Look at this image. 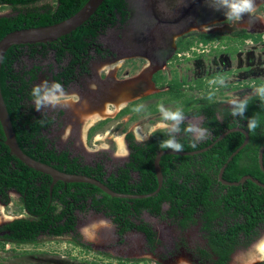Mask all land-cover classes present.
Returning a JSON list of instances; mask_svg holds the SVG:
<instances>
[{"label": "trees", "instance_id": "obj_1", "mask_svg": "<svg viewBox=\"0 0 264 264\" xmlns=\"http://www.w3.org/2000/svg\"><path fill=\"white\" fill-rule=\"evenodd\" d=\"M56 1L58 5L52 13L34 14L26 24H23L24 17L13 21L0 20V39L16 29L60 22L76 13L87 0ZM125 8V0H103L85 23L55 42L10 47L0 67V91L17 144L27 156L50 164L58 171L93 177L114 192L140 195L151 193L157 187L153 159L156 152L161 150L159 142L168 139L165 131H153L143 143L136 142L133 135L127 133L125 140L129 150L128 161L123 167L106 175L102 164L85 165L78 157H69L68 151H57L49 144L42 132L52 124V119L44 115H34L26 107L25 100L32 98L31 89L27 88L28 83L14 70V65L24 51L31 57L37 54L44 56L51 51L59 67L65 62V79L60 81V76H63L60 73L53 80L68 83L69 75L72 78L74 76L76 65H84L88 61V50L93 49L99 53L96 41L98 35L108 27L124 23ZM29 74L30 83L35 75L33 71ZM153 80L160 83L162 90L129 103L117 116L132 114L140 102L151 99L154 102L145 107L151 113L156 112L160 104L178 102L185 116H201V126L211 132V136L198 142L195 148L191 147L189 136L183 131L177 133V140L183 144V151L186 152L206 147L224 130L244 128L248 133V143L227 163L221 177L235 182L241 176L249 175L264 183V173L257 164L258 149L264 146V103L255 95L250 96L245 116L258 115L260 119V127L254 134H250L246 129L247 120L233 117L230 114V105L222 106L220 101L211 100L209 97L195 105L198 101L183 87L184 78L178 80L172 77L166 81L162 74H158ZM251 82L252 86L246 84L243 87L255 88L264 85V80L258 78ZM165 86L168 89L163 90ZM186 125L187 122L182 124L181 129ZM243 140L241 133L233 132L203 153L189 156L164 155L159 161L163 178L159 192L145 199H120L109 197L91 184L56 182L50 190L49 176L27 168L10 154L3 143L0 127V203L6 205L9 202V193L14 192L19 196L22 210L27 213L25 218L13 219L0 226V248L7 243L33 244L40 235H69L74 232L75 212L93 210L110 219L120 240L125 232L137 231L144 236L146 245L152 250L158 244L156 234L147 223L139 219L140 214L146 211L152 216L178 223L181 227L199 221L209 242L208 251H200L212 264H226L232 251L231 241L235 243V235L238 232L250 234L254 227L264 225V188L249 180L238 186L228 187L220 184L216 178L228 156ZM130 174H134L135 179ZM164 204L167 205L165 211L162 210ZM229 212L230 218H226ZM224 222L226 231L221 229ZM73 243L85 247L75 241ZM212 255L217 256V259L213 260Z\"/></svg>", "mask_w": 264, "mask_h": 264}, {"label": "rangeland", "instance_id": "obj_2", "mask_svg": "<svg viewBox=\"0 0 264 264\" xmlns=\"http://www.w3.org/2000/svg\"><path fill=\"white\" fill-rule=\"evenodd\" d=\"M146 2L147 0H128L129 4L136 6ZM49 5H51L50 1ZM116 33L115 30L103 32L97 41L102 47L111 46L112 42L109 41V37L111 34L116 35ZM122 34L125 35L124 32ZM163 56L165 55H153L151 58L145 57L146 60L140 59L133 66L131 65L132 61H125L121 69L115 68L110 73L118 79L125 78V80L120 82L111 81L112 83L109 82V87L107 84H104L107 80L101 70L110 65L106 66L107 63L97 62L94 57L91 61L90 74L78 77L68 86V91H66L67 93L77 94L78 102L70 104L67 108L36 111L33 108L31 98L25 100L26 107L30 108L34 115H44L52 119V124L42 134L55 150L68 151L70 155L78 157L82 163L87 165L100 163L103 166L104 172L109 174L113 173L116 168L123 167L128 161L129 150L125 135L131 133L136 142L143 143L148 139L150 132L159 130L153 127L161 119L158 107L154 113L147 111L145 108L147 104L154 102L151 99L139 103L138 107L142 106L140 111H134L132 114L124 116H117L118 110L111 116L100 120L88 129L87 138V132L83 138L82 128L87 117L86 115H89L93 111H101L99 110L101 105L108 104V99L116 100L118 97L114 95L117 94L116 92H123L122 90H124L126 92L123 93H129L127 92L128 88L133 87L135 84L137 88L142 90L138 91L139 93L137 94H129L128 100H136L140 96L157 92V89L152 88V85H150V72L159 69L166 81L172 77H176L178 80L184 78L186 83L193 84V80L204 78L201 83L205 85L202 87L200 84V87L208 91L209 99L220 101L222 106H228L230 105L229 102L233 99L253 95V89L243 88V85L247 83L248 86H252L251 84L249 85L251 79H264V53L257 52L236 55L232 60L226 59L223 55H180L172 58L166 64ZM118 59L119 61L116 63L120 64L121 60L125 58L119 56ZM147 61H153L151 69L141 73L140 70ZM116 63L115 66L117 67ZM14 70L23 78L25 83H28L27 88L32 90L33 86L40 84L42 81L47 80L51 82V76L59 70V66L55 63L51 51H48L44 56L37 54L32 57L28 52L24 51L14 65ZM30 71H33L35 77L29 83ZM135 74L139 75H136L137 77H135L134 81L130 82V79L127 81L128 79L126 78H130ZM111 75H109V78ZM211 75H215L217 81L216 79L208 80V77ZM221 79L224 80L223 85H226V87H222L223 85L219 83ZM106 86L108 89L106 93L102 92L104 93L103 97H97L101 94L96 96L93 88L102 91ZM92 93L95 94V98L90 97ZM188 93L196 99L202 96L196 90L189 91ZM121 96V99L126 97L125 94H121ZM163 105L165 108L171 110L182 108V106L176 105L173 102ZM92 106H95V108L91 109ZM131 116L132 118H130ZM217 116L218 119L221 118L219 114ZM185 117V122H193L202 127L201 117ZM136 127L143 130L147 139L145 138L143 141H140L135 136L134 130ZM107 129L111 130L112 133H118L123 136L127 150L124 156L117 154V148L110 137L111 135L103 140L97 139L98 136L105 134ZM175 135L178 137L177 133ZM130 175L135 179L134 174ZM166 209L167 205L164 204L162 210L165 211ZM0 213V226L16 218L27 217L22 210L19 196L14 192L9 193V202L6 205L0 203ZM2 213L10 216L11 219H5ZM75 216V230L70 235L60 237L40 235L33 244H5L3 248H0V264H190L187 262L185 255L192 254L194 248L200 247L197 239H191L189 236L191 231L189 229L187 231L189 239L185 241L183 237V244L177 245L175 247L176 250H173V244L183 234L176 232V228L171 221L151 216L145 211L140 214L139 219L147 223L154 230L158 240V244L153 248L154 250L152 249V252L147 251V246L141 234L128 232L120 240L116 235L115 226L107 217L104 218L102 215L95 214L91 210L84 212L76 211ZM93 224L97 225V227L90 229V235L88 236L87 234L86 236L83 229ZM261 239H264V228L259 231L257 240L243 250L235 252L228 264H264V261L253 262L250 259L256 255L254 248L256 243ZM73 241L85 247L81 246L80 248L74 245ZM175 251L181 255L177 261L174 258ZM195 258L197 259L196 256H193L194 261ZM122 259L131 261L125 262L121 261ZM192 264H212V262L203 260L192 262Z\"/></svg>", "mask_w": 264, "mask_h": 264}, {"label": "flooded vegetation", "instance_id": "obj_3", "mask_svg": "<svg viewBox=\"0 0 264 264\" xmlns=\"http://www.w3.org/2000/svg\"><path fill=\"white\" fill-rule=\"evenodd\" d=\"M49 1L51 2V5H49ZM208 2L210 3L211 0H208ZM125 3L126 15L124 23H117L114 26L108 27L105 31H103L106 32L109 30H115L117 32L116 35L111 34L109 37V41L112 42V45L102 47L97 40L103 32L99 34L96 39L97 44L99 45V53H96L93 49L87 51L88 61L84 65H82V63L81 65L77 64L75 67L76 69L74 71L73 78L69 75L70 81L66 84L61 83L65 91H68V86L78 77H81L82 75L88 76L90 74V66L92 65L91 61L94 59V57L97 62L107 63L106 66L110 65L108 70L106 67L101 70V72L105 74L107 80L104 84H107V86L109 87V84L112 83L111 81L120 82L125 80V78L118 79L115 75L110 74L115 70V68L121 69L125 61H132L131 65L133 66L136 65V62L138 60H146L145 57L151 58L153 57V55H165L166 57L163 56V58H165L164 62L166 64L169 63L172 58L180 55H223L226 59L232 60V58L236 55L257 52L264 53V21L257 20L255 23H248L247 17H245V22L238 25H232L225 20V17L221 12H217L209 8L206 5V0H147L146 3L138 6L129 4L128 0H125ZM257 3L258 12L264 13V0H257ZM57 5L58 3L56 0H0V20L6 19L13 21L18 17H24L25 21L23 22V24H26V21L30 20L32 15H45L49 12L52 13ZM204 25H208L210 27V30H208V28H204ZM122 32H124L125 35L122 34ZM91 54H93V56H91ZM119 56H122L125 59H122L120 64L116 67L115 63L119 61ZM152 64L153 61H147V63L142 66L140 72L142 73L148 69H151ZM64 66L65 64L61 65V67H59V70L56 73L52 74L51 82L54 81L53 77L57 76L60 73L63 75L60 76V81H63L65 79V74L63 73ZM150 73V85H152V88L157 89V92H159L160 90H162L159 87L160 83H156L153 78L156 75L161 74L162 72L159 69H156L151 71ZM109 75H111L110 78ZM136 75L138 76L139 74H135L130 78H126L128 79L127 81H129V79L130 82L134 81V79H136L135 77H137ZM181 79L182 78H180L179 80ZM209 79H216V76L211 75L208 77V80ZM202 80H204V78L195 79L192 81L194 82L192 84L186 83L184 79L185 83L183 84V87L187 88V92L196 90L202 95L199 99L193 97L198 101L195 105L201 103L200 101L208 97V91L202 89L203 85H205L204 83L202 85ZM251 80L249 85H252ZM200 84L202 85V87H199ZM107 86L102 91L98 90L97 88H93L96 96L98 94H101L97 97H103L104 93L102 92L106 93V90L108 89ZM134 86L128 88L127 92L129 93H123L126 91L122 90L123 92L118 91L116 92L117 94L114 95L118 96L119 99H121V94H125L126 97L124 98H127L129 94H137L139 93L138 91L142 90L140 88H137L136 84ZM222 87H226V85H223ZM249 88L254 89L251 87ZM166 89H168L167 86L163 88V90ZM93 94L94 93L90 95L91 98L96 97L95 94ZM145 96H140L136 100ZM116 100L108 99V102H114ZM133 101L128 102L127 105ZM173 103L179 105L178 102ZM104 106L105 105L102 104L99 110H101ZM94 108L95 106L91 107V109ZM88 133L89 131L87 130L86 138ZM69 157L76 156L70 155ZM91 166H95V164ZM94 213L100 214L105 218L102 213ZM230 214L231 212L227 213V215L229 216H227L226 218H230ZM173 224L176 228V232H178L179 234H183L182 236H179L177 242L173 244V250H176L175 247L177 245L183 244V237L185 238V241L189 239L187 236V231L191 229L189 236L191 237V239H197L200 247L194 248L192 254L185 255L187 262L192 264V262L194 263L195 261H211L200 251L204 249L208 251L209 242L208 238L206 237L207 233L202 230V226L199 221H197L196 223H189L186 227H181L178 223L175 222ZM262 228H264V225L254 227L252 229V233L247 235L238 232L237 235H235V243L234 241H231L232 251L229 253V259L226 264H228L230 258L235 252L243 250L245 247L253 244L257 240V235ZM221 229L222 231H226L225 222L222 223ZM128 232L141 234L137 231L132 230L125 232L124 235ZM143 239L146 245L144 236ZM77 246L80 247V245ZM153 250H150L147 246L148 252H152ZM179 256L181 255L175 251L174 258L176 259V261ZM193 256L197 257V259L195 258V261L193 259ZM212 259L216 260L217 256L212 255ZM121 261L130 262L131 260L122 259Z\"/></svg>", "mask_w": 264, "mask_h": 264}, {"label": "water", "instance_id": "obj_4", "mask_svg": "<svg viewBox=\"0 0 264 264\" xmlns=\"http://www.w3.org/2000/svg\"><path fill=\"white\" fill-rule=\"evenodd\" d=\"M103 0H87L86 3L73 15L70 17L46 26L39 27H30V28H21L11 31L5 34L0 39V67L3 60V57L6 51L12 47L17 45H34V44H48L55 42L58 38L65 36L76 28L80 27L83 23H85L89 17L95 12L98 6L101 4ZM121 100V99H118ZM116 100V101H118ZM134 99L128 100L125 105L121 108L123 109L128 102L133 101ZM114 101V102H116ZM0 127L4 137V145L9 149L11 155H13L18 161L21 162L24 166L29 169H32L41 174H45L50 177L51 184L50 190L56 182H62L64 184L67 183H83V184H91L92 186L99 189L104 194L108 195L112 198H120V199H145L152 196H155L161 186L163 178L161 176V169L159 166V161L164 155H176V156H189L203 153L210 149L214 144L221 141L226 135L233 132H239L244 136L243 142L238 146L226 159L225 163L221 166L216 174V178L218 182L224 186H238L239 184H243L245 181L249 180L253 184L258 187L264 188V183L259 182L258 180L252 178L249 175H244L239 178L238 181L229 182L222 179V174L228 162L232 160V158L239 153V151L244 148V146L248 143V133L244 128L234 127L227 130H224L221 134H219L209 145L194 151H181L179 153L173 152L171 149L159 150L156 152L153 159V172L154 176H156L157 187L156 189L148 194H140V195H130V194H122L117 193L109 189L103 182L89 177L83 174H69L62 171H58L54 169L50 164L42 163L40 161L34 160L31 157L27 156L22 150L19 148L17 141L15 139V135L11 126V121L6 109V106L3 101V97L0 91ZM257 164L262 173H264V146H261L257 152ZM25 214L26 211H24ZM17 219V218H16Z\"/></svg>", "mask_w": 264, "mask_h": 264}, {"label": "clouds", "instance_id": "obj_5", "mask_svg": "<svg viewBox=\"0 0 264 264\" xmlns=\"http://www.w3.org/2000/svg\"><path fill=\"white\" fill-rule=\"evenodd\" d=\"M206 5L214 11L221 12L225 20L232 25H238L245 22L247 17L248 23H255L257 20L264 21V13L258 12L257 0H211L209 3L206 0ZM204 28L210 27L204 25ZM221 85L224 80L219 81ZM255 95L262 103H264V85H260L253 89ZM32 105L36 111L44 109L67 108L70 104L78 100L75 93H67L59 82L42 81L40 84L33 86L31 90ZM249 96L244 98H236L231 100L230 108L233 117L247 120L246 129L250 134H254L256 129L260 127V119L258 115L246 117L245 113L248 111ZM142 107V106H141ZM138 107L136 111H140ZM158 111L161 114V119L155 126L159 130H163L168 134V139L159 142L161 150L171 149L173 152L183 151V144L177 140L176 133H183L190 137L191 147L195 148L198 142H201L211 136V132L207 128L200 127L198 124L188 122L186 127L181 129V125L185 123L186 117L181 109L171 110L164 107L163 104L158 106ZM147 139V138H146ZM103 223V222H102ZM93 224L83 229L87 234L90 229L96 228Z\"/></svg>", "mask_w": 264, "mask_h": 264}, {"label": "bare ground", "instance_id": "obj_6", "mask_svg": "<svg viewBox=\"0 0 264 264\" xmlns=\"http://www.w3.org/2000/svg\"><path fill=\"white\" fill-rule=\"evenodd\" d=\"M116 65L118 66L119 63H116ZM108 69H109V67L107 66V70ZM128 99L129 98H124V99L118 100L116 102H109L108 104H105V106L101 109V111H95V112L93 111L89 115H86L87 117L85 118V123H84V126L82 128V137L83 138L85 137L87 130L90 127H92L94 124L98 123L100 120H103V119L111 116L112 114H114L118 110H120L125 105V103L128 101ZM157 124H158V122L154 125L153 128H156L155 126ZM134 133H135V136L140 141H143L146 138V134L139 127L135 128ZM109 136L113 139V142L115 143V146L117 148V154L120 156H124L126 154L127 150H126V147L124 144V138L122 135H119L118 133H112L111 130L107 129L105 134L98 136L97 139L103 140ZM2 216L5 219H11L10 216L4 215L3 213H2ZM89 233H90V231L87 233L88 236L90 235ZM87 234H86V236H87ZM254 252L256 255L254 257L250 258L251 261H253V262L264 261V239H261L258 243H256L255 248H254Z\"/></svg>", "mask_w": 264, "mask_h": 264}]
</instances>
